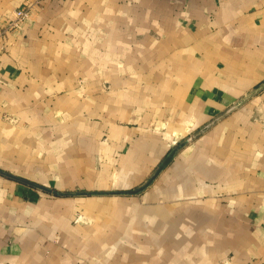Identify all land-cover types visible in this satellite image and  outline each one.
I'll return each instance as SVG.
<instances>
[{
  "label": "crops",
  "instance_id": "0c3cea01",
  "mask_svg": "<svg viewBox=\"0 0 264 264\" xmlns=\"http://www.w3.org/2000/svg\"><path fill=\"white\" fill-rule=\"evenodd\" d=\"M21 8L0 264H264V0H0V24Z\"/></svg>",
  "mask_w": 264,
  "mask_h": 264
},
{
  "label": "built area",
  "instance_id": "2783aa9c",
  "mask_svg": "<svg viewBox=\"0 0 264 264\" xmlns=\"http://www.w3.org/2000/svg\"><path fill=\"white\" fill-rule=\"evenodd\" d=\"M30 16V9L21 8L14 12L11 18L0 24V49H5V41L14 31L22 29Z\"/></svg>",
  "mask_w": 264,
  "mask_h": 264
},
{
  "label": "water",
  "instance_id": "95a60500",
  "mask_svg": "<svg viewBox=\"0 0 264 264\" xmlns=\"http://www.w3.org/2000/svg\"><path fill=\"white\" fill-rule=\"evenodd\" d=\"M173 156H174V154H171V155L168 157V159H167V162H166V163H168V161H170V160L173 158ZM166 163H165V164H163V166H162L161 168H163V167L166 165Z\"/></svg>",
  "mask_w": 264,
  "mask_h": 264
},
{
  "label": "rangeland",
  "instance_id": "374dc122",
  "mask_svg": "<svg viewBox=\"0 0 264 264\" xmlns=\"http://www.w3.org/2000/svg\"><path fill=\"white\" fill-rule=\"evenodd\" d=\"M106 88L109 89V87H106ZM172 132H174V131L172 130ZM160 172H161V171H160ZM160 172H157V175H158ZM157 175H156V176H157Z\"/></svg>",
  "mask_w": 264,
  "mask_h": 264
}]
</instances>
